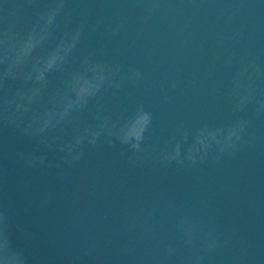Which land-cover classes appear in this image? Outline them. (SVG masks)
<instances>
[{
  "label": "water",
  "instance_id": "obj_1",
  "mask_svg": "<svg viewBox=\"0 0 264 264\" xmlns=\"http://www.w3.org/2000/svg\"><path fill=\"white\" fill-rule=\"evenodd\" d=\"M153 2L160 7L146 20ZM72 7L77 21L90 12L87 43L99 59L144 73L138 87L127 85L100 103L122 112L143 103L163 138L180 121L195 130L233 119L224 95L236 66L224 65L230 55L250 50V58L264 64V0H73ZM244 115L253 120L252 145L219 163L130 168L119 147L105 145L90 150L64 181L18 166L13 151L32 144L7 130L0 136V168L8 172L6 183L0 176V194L11 202L14 243L27 249L32 264H68L86 250L91 255L83 264H157L183 212L218 233L236 234L208 264H264V117L251 108ZM49 191L55 198L41 207ZM136 208L152 215L158 238L139 227L127 231Z\"/></svg>",
  "mask_w": 264,
  "mask_h": 264
},
{
  "label": "clouds",
  "instance_id": "obj_2",
  "mask_svg": "<svg viewBox=\"0 0 264 264\" xmlns=\"http://www.w3.org/2000/svg\"><path fill=\"white\" fill-rule=\"evenodd\" d=\"M72 2L0 0V136L11 129L32 144L31 149L13 151L18 166L53 172L58 181H64L90 150L105 145L119 147L128 167L154 171L196 168L209 160L219 163L252 145L253 120L244 114L251 108L255 116L264 117V64L250 58V50L223 62L229 67L236 63L224 93L233 119L218 126L204 123L195 130L180 121L163 138L155 134L154 112L143 103L130 112L100 103L127 85L138 87L144 73L99 59L97 50L87 43L90 12L74 20ZM159 7L158 2L147 7L145 19ZM120 27L123 23L112 29L113 36ZM50 153L56 158L50 159ZM7 174L6 167L0 168L5 183ZM54 198L55 193L45 192L39 205L46 207ZM138 227L159 237L157 222L143 208L132 212L127 231ZM13 231L11 202L5 192L0 194V264H32L27 249L14 243ZM174 231L175 240L164 245L157 264H208L209 257L232 244L236 236L218 233L199 217L183 212L175 219ZM89 255L91 250H86L84 256L70 257L68 264H83Z\"/></svg>",
  "mask_w": 264,
  "mask_h": 264
}]
</instances>
